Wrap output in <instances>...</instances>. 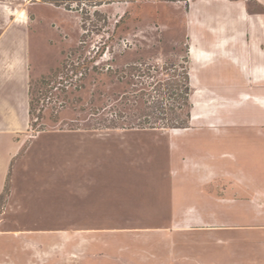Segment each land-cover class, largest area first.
Here are the masks:
<instances>
[{"label":"rangeland","instance_id":"1","mask_svg":"<svg viewBox=\"0 0 264 264\" xmlns=\"http://www.w3.org/2000/svg\"><path fill=\"white\" fill-rule=\"evenodd\" d=\"M90 5L0 0V264H264V5Z\"/></svg>","mask_w":264,"mask_h":264},{"label":"crops","instance_id":"2","mask_svg":"<svg viewBox=\"0 0 264 264\" xmlns=\"http://www.w3.org/2000/svg\"><path fill=\"white\" fill-rule=\"evenodd\" d=\"M260 3L264 5V0H260ZM260 103H264V98L261 99ZM192 118L196 119L197 117L193 116ZM231 139L233 142L232 148L238 151L236 156L239 170L251 174L252 178H255L257 182L264 184V168L248 158V153L254 151L255 148L261 146L264 148V139L255 132L238 133ZM240 141L245 143L244 147L240 148Z\"/></svg>","mask_w":264,"mask_h":264},{"label":"trees","instance_id":"3","mask_svg":"<svg viewBox=\"0 0 264 264\" xmlns=\"http://www.w3.org/2000/svg\"><path fill=\"white\" fill-rule=\"evenodd\" d=\"M45 3H51L57 7L63 6L65 7L66 10H71L70 7H72V5L75 4H83V5H87L88 3L92 4L93 6L96 5H101L104 3H112V2H126V1H132V0H42ZM167 1H180V0H167ZM90 5V6H92ZM79 9V8H78ZM184 80L187 79V77H183ZM185 94L187 95V91L185 92ZM181 110V108H180ZM188 116H186L187 118ZM188 121H189V117L187 119H185L183 122L178 124V128H186L188 125Z\"/></svg>","mask_w":264,"mask_h":264},{"label":"bare ground","instance_id":"4","mask_svg":"<svg viewBox=\"0 0 264 264\" xmlns=\"http://www.w3.org/2000/svg\"><path fill=\"white\" fill-rule=\"evenodd\" d=\"M174 133H176V132H174Z\"/></svg>","mask_w":264,"mask_h":264}]
</instances>
